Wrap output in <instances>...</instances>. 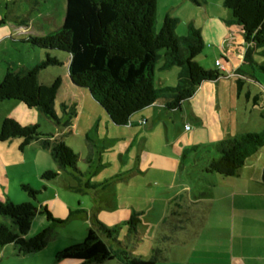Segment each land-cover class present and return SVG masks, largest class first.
I'll use <instances>...</instances> for the list:
<instances>
[{
    "label": "trees",
    "instance_id": "obj_1",
    "mask_svg": "<svg viewBox=\"0 0 264 264\" xmlns=\"http://www.w3.org/2000/svg\"><path fill=\"white\" fill-rule=\"evenodd\" d=\"M192 1L201 5L199 0ZM224 6L232 14L229 23L236 24L243 32L247 45L246 61L253 63V53L264 50V0H224ZM157 7L158 0H67L62 27L47 35L27 39L41 50L39 53L44 58L32 69L7 70L0 84V102L20 101L62 129L66 128L70 134L72 117H76L75 107L70 108L71 113H66L69 120L63 122L55 110L62 79L58 77L51 84L40 81L43 71L63 66L68 60L72 83L87 89L116 126L130 125L133 116L158 103L168 112L180 111L183 103L191 99L204 83L224 77V70L219 65L217 68L205 67L197 60L206 44L201 31L194 26L189 27L187 36L178 37L176 19L166 16L157 32ZM6 20L0 18V26ZM162 50L164 62L160 69H180L176 87L163 88L161 83L159 88L156 86L155 71ZM62 107L66 112L68 106L62 104ZM64 136L43 135L38 124L23 126L12 118H6L0 130L1 142L21 139L22 151L41 141L44 148L51 150L60 169L77 178L83 174L77 164L79 156L66 144ZM213 147L217 152L214 158L208 155L206 146L183 151V161L194 157L191 161L194 171L190 174L204 189L196 193L190 189L171 201L170 215L164 219L159 236L153 238L157 245L152 249L151 258L134 255L127 245L118 241L119 225L108 227L96 222V228L88 230L82 243L58 252L56 262L75 260L79 264H105L118 259L122 264H159L168 260L172 246L192 239L205 225L206 201L214 186L213 176L229 178L238 175L245 163L264 147V132L245 133ZM199 155L203 156L197 163ZM57 177L51 171L45 174L48 180ZM23 189L28 192L30 202L0 201V217L11 220V224L0 221V251L14 246L19 255H28L44 250L50 238L49 230L32 239L27 238L34 219L38 213L45 214L48 219L53 216L47 207L39 211L35 204L39 193L29 185ZM142 215L134 211L125 221L131 242L140 240Z\"/></svg>",
    "mask_w": 264,
    "mask_h": 264
},
{
    "label": "rangeland",
    "instance_id": "obj_2",
    "mask_svg": "<svg viewBox=\"0 0 264 264\" xmlns=\"http://www.w3.org/2000/svg\"><path fill=\"white\" fill-rule=\"evenodd\" d=\"M199 1L201 5H197L192 0H158L156 31L161 30L166 16H170L177 21L175 31L178 37L187 36L189 27L194 26L201 31L202 37L204 35L210 38L219 27L212 25L215 24V20L237 31L235 35L240 36L236 26L228 24L232 14L224 6V0ZM66 11L67 0H0V17L8 19L7 23L0 26V37L3 34L9 35L0 39V81L10 63H14L19 68L30 64V69L37 64V58L41 57L39 54L42 56L43 54L39 53L41 52L39 48L28 43L27 39L47 35L62 27ZM13 40H16V43ZM232 44L230 53L235 61L237 60L236 65L250 76L249 82L244 81L245 87L243 90L244 85H242L241 91L238 80L234 81L233 86L237 88L234 94L235 102H239L241 97L242 105L249 102L250 107L256 108L258 114L261 110L264 113V50L260 49L253 53L255 60L253 67L245 62L243 57L245 46L241 48L236 39ZM206 52L209 54L212 52L208 45L197 60L205 67H214V61L204 57ZM163 55L164 50L161 51V59L155 71L156 86L159 88L162 80L165 81L166 87H176L175 73H178L180 69L173 67L160 71L164 62ZM68 71V66L64 64L49 67L42 72V75L45 81L58 77L62 79V85L55 100V110L62 122L69 120L66 113H71L70 108L75 107L76 117H72L73 134L70 135L64 128V138L66 144L79 156L77 164L83 174L78 175L77 178L64 174L53 159L49 148L33 143L22 151L21 139H11L4 143L0 141V175L6 178L5 185L0 189V198L15 204L30 202L28 192L23 189V186L29 185L39 193V200L37 199L35 204L39 206V201H42L53 216V219H48L45 214L37 215L27 235V238L32 239L42 231L49 230L50 238L44 250L19 255L17 247L7 246L3 248L5 250L0 251V264H58L55 260L58 252L82 243L87 237L88 230L96 227L98 218L96 219L95 215L101 219L110 216L111 210L106 207V202L116 207L112 213L119 211L126 213L127 210L130 212L128 216L134 213V209H145V213L140 217L142 223L144 221L145 226L149 223L153 226L160 225L161 216L159 215L169 211L167 195L173 197L181 189V186L170 185L172 174H161L155 167L143 175L147 157L153 160L159 157L157 161H160L161 157L173 152L171 141H174L176 133L184 130L181 120L176 119L172 123L170 135L166 125L164 122L160 123L159 118V125L154 132L136 123L122 127L116 126L105 110H103L105 115L101 112V107L87 89L70 83ZM15 102L20 101L6 100L0 103V125L6 118H12L21 123L22 119L28 121L24 118L26 113L22 112L16 106L18 103ZM62 104L69 106L66 112ZM26 109L27 112H31V116H28L31 124L27 122L23 123L24 125L38 124L39 131L43 135H55L56 131L62 129L38 110L27 107ZM156 112L151 111L150 114L153 115ZM165 112L166 110L163 114H166ZM244 127L254 131L251 133H261L260 131L263 130V126L255 122H252L249 127L248 125ZM210 150L217 155L215 147L212 146ZM202 156L196 157L197 163ZM192 160L194 157L186 160L185 165L188 170L191 168ZM185 165L181 168L184 183L195 193L201 191L202 187L197 188L198 181L189 174L190 171L184 170ZM48 171L57 174L58 177L53 180L46 179L45 174ZM74 209L79 210L80 213L70 217ZM169 215L170 212H167V216ZM0 221L11 224L10 219L3 217H0ZM120 221L121 224L117 226L119 227L118 241L136 251V247L133 246L136 243L128 239L125 222L122 219ZM146 229L149 232V229ZM148 232L145 233V244L142 243L143 245L138 247L139 252L149 251L153 243L154 248L157 245L149 238L151 234ZM158 236L157 234L155 238ZM115 245L117 246L116 243ZM113 262L120 264L117 259Z\"/></svg>",
    "mask_w": 264,
    "mask_h": 264
},
{
    "label": "crops",
    "instance_id": "obj_3",
    "mask_svg": "<svg viewBox=\"0 0 264 264\" xmlns=\"http://www.w3.org/2000/svg\"><path fill=\"white\" fill-rule=\"evenodd\" d=\"M230 21H232V17L228 20V24L236 26L240 36L235 35L237 31L225 27L219 21L216 22V20L214 23L217 25H212L219 27L217 31L211 35L212 37L208 38L203 35L205 44L212 49L210 54L208 52L204 53V57L207 59L208 57L211 58L215 64L214 67H209L208 64L206 66L209 68H217V61L220 60V68L224 70V77L213 82L204 83L198 88L191 99L183 103L181 110L178 112L172 113L166 110V114H163L165 108L159 106L158 104L160 103H158L157 105L146 108L131 119L132 125L136 123L145 129L149 128L151 132L157 129L159 125L158 121L160 120V123L164 122L166 125L169 135L171 132V125L176 119H180L184 124V130L181 133H176L174 141H171L173 152L170 155L161 157L160 161H157V159H160L159 157H155L154 160L147 157L148 160L145 164L146 168L143 169V175L147 174V171L152 167L157 168L161 174H172L170 185L181 186V189L178 188L179 190L176 192L175 196L172 197L167 195L166 200L169 202V208L172 200L192 189L184 183L183 174H181L183 171L181 169L182 163H186V160L183 161L182 157L184 150L195 146H206L207 150H209L208 155L214 158L217 157V155L210 150L212 146H215L223 140L234 139L245 133L254 132L249 131L247 127H244L245 125L249 127L252 122H255L263 126V130L260 132H264L263 111L261 110L258 114L255 110L256 108L250 107L249 102H247L246 105H242L240 103L241 97L239 102H235L234 94L237 88L233 86L234 81L238 80L239 90L241 91L242 85H244L243 90L245 87L244 81L249 82L250 76L248 73L238 68V65H236L237 60L235 61V58L230 53V48L233 45L232 42L234 39L237 40L241 48L245 46V54L247 51V45L241 28L236 24H230ZM8 36L7 34H3L0 39ZM11 38L13 39V37ZM13 41L16 43V40ZM39 56L41 57L37 58V64L43 59L42 55L39 54ZM243 57L245 59V55H243ZM68 62V60L65 61V64L69 68ZM245 62H247L246 59ZM249 64L254 67L255 60L253 63ZM30 68V64H27V67L19 68L14 63H10L9 67L2 75L0 84L8 69L20 71ZM161 70L162 69H160V71ZM175 75L176 83H178L179 72L175 73ZM55 79L56 78H52L51 81H45L42 73L40 75V81L45 84H51ZM70 83L73 85L71 79ZM160 83L161 87L166 88L165 81L161 80ZM15 103H18L16 106L19 107L22 112L26 113V115L24 114V118L28 120L25 121L22 119V123H19L23 126L31 124V120L28 118V116H31V112L26 111L27 106H24L25 104L21 102ZM101 109V112L104 114L102 107ZM151 111L157 112L152 115L150 114ZM248 115L249 120H247ZM27 122L28 124H23ZM186 125L191 126V129L186 130ZM1 126L2 124L0 125V130ZM63 134H65V129H59L55 132V135H53L54 137H58ZM71 134H73V130L70 135ZM53 138H51V140H53ZM34 143L43 147L41 141ZM184 170L190 171V173L194 171L192 167L188 170L186 165ZM263 172L264 147L245 163L238 175L229 178L213 176L214 186L212 187L210 197L206 201L208 213L205 225L195 237H192V239H189L185 243L172 246L168 260L162 261L159 264H264ZM63 173L71 176L69 171H63ZM5 179L6 178L0 175V189L6 183ZM198 187L202 186L197 185V188ZM45 189L47 190V188ZM202 189L204 188L202 187ZM0 201L4 200L0 198ZM43 207H47V205L39 201V211H41ZM106 207L111 210V213H109L110 216L101 219L95 215V218H98L96 222L104 223L108 227H114L121 224V219L124 222L129 219V211L126 210V213L122 211L112 213L116 207L114 204H109L108 202H106ZM134 211L141 212L142 214L145 213V209L141 208L134 209ZM83 212L84 211H82V213ZM167 212L159 215L161 216L160 225L153 226L149 223L145 226L143 221L139 230L140 240L133 245L136 247V251L131 249L134 255L144 259L151 258L154 243L151 244L149 247L150 250L147 252H139L138 247L145 244V233L148 232L146 228L149 229L150 233L148 232V234H151L149 238L152 240L160 233L159 229L162 227L161 225L167 217ZM79 213V210L74 209V211L70 213V217L76 216ZM38 215L43 214L38 213ZM109 219L114 221H110ZM113 261H116V259L110 260L105 264H115L116 262ZM58 264H79V262L75 260H64ZM120 264L122 263L120 262Z\"/></svg>",
    "mask_w": 264,
    "mask_h": 264
},
{
    "label": "built area",
    "instance_id": "obj_4",
    "mask_svg": "<svg viewBox=\"0 0 264 264\" xmlns=\"http://www.w3.org/2000/svg\"><path fill=\"white\" fill-rule=\"evenodd\" d=\"M217 65H219V66L221 65L220 61H217ZM185 128H186V130H190L191 129V127L189 125H186Z\"/></svg>",
    "mask_w": 264,
    "mask_h": 264
}]
</instances>
